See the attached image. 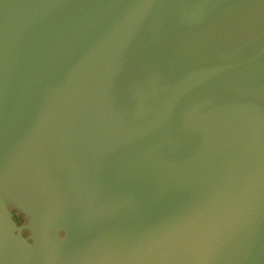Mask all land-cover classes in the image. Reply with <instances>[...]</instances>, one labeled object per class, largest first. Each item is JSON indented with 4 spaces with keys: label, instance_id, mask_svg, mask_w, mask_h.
Listing matches in <instances>:
<instances>
[{
    "label": "water",
    "instance_id": "obj_1",
    "mask_svg": "<svg viewBox=\"0 0 264 264\" xmlns=\"http://www.w3.org/2000/svg\"><path fill=\"white\" fill-rule=\"evenodd\" d=\"M0 264H264V0H0Z\"/></svg>",
    "mask_w": 264,
    "mask_h": 264
},
{
    "label": "flooded vegetation",
    "instance_id": "obj_2",
    "mask_svg": "<svg viewBox=\"0 0 264 264\" xmlns=\"http://www.w3.org/2000/svg\"><path fill=\"white\" fill-rule=\"evenodd\" d=\"M12 219L17 223L19 224L21 221H22V218L20 215L16 214V212L14 210H12ZM23 234L25 232H22Z\"/></svg>",
    "mask_w": 264,
    "mask_h": 264
}]
</instances>
